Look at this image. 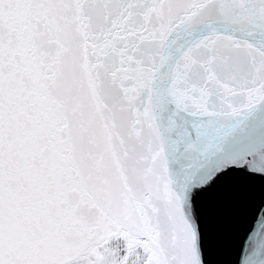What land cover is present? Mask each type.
<instances>
[{
    "label": "snow or ice",
    "instance_id": "snow-or-ice-1",
    "mask_svg": "<svg viewBox=\"0 0 264 264\" xmlns=\"http://www.w3.org/2000/svg\"><path fill=\"white\" fill-rule=\"evenodd\" d=\"M232 249L264 264V0H0V264Z\"/></svg>",
    "mask_w": 264,
    "mask_h": 264
},
{
    "label": "water",
    "instance_id": "water-1",
    "mask_svg": "<svg viewBox=\"0 0 264 264\" xmlns=\"http://www.w3.org/2000/svg\"><path fill=\"white\" fill-rule=\"evenodd\" d=\"M260 203V196H259V190L257 188L255 195L253 197L252 200V205H251V209L250 210H255V206L258 205ZM218 259H222V260H226L229 262V264H234L235 260H236V253L235 250L232 249L230 250L227 254L223 255V256H219L217 257Z\"/></svg>",
    "mask_w": 264,
    "mask_h": 264
}]
</instances>
